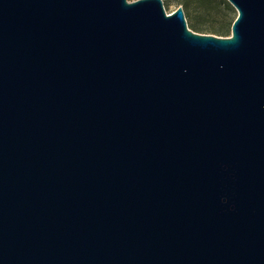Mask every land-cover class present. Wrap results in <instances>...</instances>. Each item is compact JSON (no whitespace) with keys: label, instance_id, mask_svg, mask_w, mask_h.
I'll use <instances>...</instances> for the list:
<instances>
[{"label":"water","instance_id":"obj_1","mask_svg":"<svg viewBox=\"0 0 264 264\" xmlns=\"http://www.w3.org/2000/svg\"><path fill=\"white\" fill-rule=\"evenodd\" d=\"M228 1L0 0V264H264V0Z\"/></svg>","mask_w":264,"mask_h":264},{"label":"rangeland","instance_id":"obj_2","mask_svg":"<svg viewBox=\"0 0 264 264\" xmlns=\"http://www.w3.org/2000/svg\"><path fill=\"white\" fill-rule=\"evenodd\" d=\"M166 13L181 6L189 29L229 35L236 9L228 0H163Z\"/></svg>","mask_w":264,"mask_h":264}]
</instances>
